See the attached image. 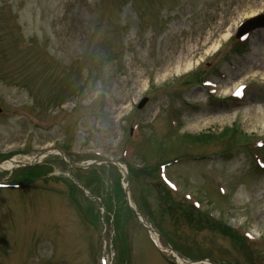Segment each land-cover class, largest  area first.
<instances>
[{"label":"rangeland","instance_id":"1","mask_svg":"<svg viewBox=\"0 0 264 264\" xmlns=\"http://www.w3.org/2000/svg\"><path fill=\"white\" fill-rule=\"evenodd\" d=\"M260 12L264 0H0V157L29 162L47 151L42 159L61 162L49 152L58 148L73 163L98 154L92 182L109 211L118 207L130 258L154 264L149 250L168 264L161 257L172 256L153 244L117 189L113 162L126 149L123 161L137 177L132 199L159 226L162 246L172 243L193 264L206 257L264 264V168L248 147L226 150L264 139V29L252 33L243 53L231 51L237 25ZM204 78L220 85L217 93L200 85ZM237 83H249L245 95L226 99ZM131 121L138 124L132 135ZM186 152L166 167L180 190L164 205L157 163ZM258 156L264 161V148ZM70 170L55 168L21 190L0 189V264H94L101 224H92L87 200L68 180L51 176L82 175ZM182 192L245 241L196 222L200 214L190 222L177 202L185 201Z\"/></svg>","mask_w":264,"mask_h":264},{"label":"trees","instance_id":"2","mask_svg":"<svg viewBox=\"0 0 264 264\" xmlns=\"http://www.w3.org/2000/svg\"><path fill=\"white\" fill-rule=\"evenodd\" d=\"M228 134V135H227ZM226 135L227 136H229V138L230 139H234V137H235V133H233V130H232V128H231V131H229L228 133H227ZM227 136H225V137H227ZM224 137V138H225ZM89 182V181H88ZM116 185H117V189H119L120 190V186H119V184L118 183H116ZM154 188H156V187H154ZM159 198H163V200H164V202H163V204L165 205H167V203L169 202V201H172V196L169 194V192L167 191V190H163V192H162V194L159 196ZM177 202H180V201H177ZM182 204V203H181ZM183 211H184V214L187 216V218H188V220H190V222H191V220H194V215H196L195 214V212L192 210V209H190L189 207H186V206H183L182 205V208H181ZM197 218V217H196ZM195 218V219H196ZM198 220H200L201 221V218H199V216H198V219H197V221L196 222H200V221H198ZM204 220V222H202V223H204L206 226H209V227H211V228H214V229H217V230H219V231H221V232H223V233H226V232H230V228L229 227H226L225 225H223V224H221L220 222H216V221H214V222H211V221H209L208 219H207V217L205 218V219H203ZM231 233V232H230Z\"/></svg>","mask_w":264,"mask_h":264},{"label":"water","instance_id":"3","mask_svg":"<svg viewBox=\"0 0 264 264\" xmlns=\"http://www.w3.org/2000/svg\"><path fill=\"white\" fill-rule=\"evenodd\" d=\"M261 25L264 26V14H260L258 16L246 20L239 28L238 35Z\"/></svg>","mask_w":264,"mask_h":264},{"label":"bare ground","instance_id":"4","mask_svg":"<svg viewBox=\"0 0 264 264\" xmlns=\"http://www.w3.org/2000/svg\"><path fill=\"white\" fill-rule=\"evenodd\" d=\"M231 90V89H230ZM261 116H262V114H261ZM42 155H39V156H37L38 158H40ZM29 158H33V156L32 157H29ZM13 165V161H10V160H7V161H4V162H2L1 164H0V169L1 168H10L11 166ZM125 168V167H124ZM7 195V194H6ZM7 196H9V197H12V196H14V194L13 193H10V195H7ZM147 256L150 258V260L152 261V262H154V264H158L157 262H156V259L155 258H151V257H156L155 255H153L149 250H147ZM175 256H177L175 253H173Z\"/></svg>","mask_w":264,"mask_h":264},{"label":"snow or ice","instance_id":"5","mask_svg":"<svg viewBox=\"0 0 264 264\" xmlns=\"http://www.w3.org/2000/svg\"><path fill=\"white\" fill-rule=\"evenodd\" d=\"M205 83L206 84H208V83H211L210 81H205ZM241 88L243 87V85H241L240 86ZM236 95H239L240 94V88H238L237 90H236V93H235Z\"/></svg>","mask_w":264,"mask_h":264}]
</instances>
